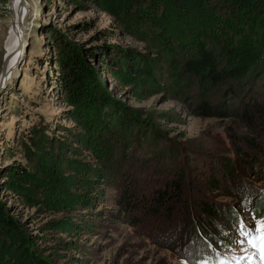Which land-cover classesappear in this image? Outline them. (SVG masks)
Returning <instances> with one entry per match:
<instances>
[{
  "label": "rangeland",
  "instance_id": "1",
  "mask_svg": "<svg viewBox=\"0 0 264 264\" xmlns=\"http://www.w3.org/2000/svg\"><path fill=\"white\" fill-rule=\"evenodd\" d=\"M26 1L27 50L15 75L4 82L0 90V202L32 236L36 248L54 264H193L194 255L202 252V247L210 243L220 244L222 240L221 245H225V241L230 244V250H225L229 262L222 261L223 264H261L257 249L239 235L229 211V208L237 209L246 225L254 226L257 219L246 203L250 198L254 200L258 191H264V154L258 155L260 161L252 171L249 156L238 163L236 149L229 136L231 127L239 135L248 134L244 125L234 118L196 116L191 113L188 102L161 89L138 100L129 86L119 83L100 64V53L104 47L113 48L112 54L121 57L128 51L138 52L151 60L157 70L162 71L160 77L165 79L167 69L163 56L149 42L127 32L113 15L102 11L93 0ZM14 19L13 0H0V74ZM58 41L97 53L96 57L85 56L83 63L91 84L96 86L100 95L94 115L100 108L102 121L99 124L109 125L112 134L120 136L121 144L111 146V157L113 154L114 159L118 156L112 172L117 177L126 173L130 181L137 177L146 187L161 184L160 177L169 178L174 168L180 170L191 166L193 171L185 172L188 183L184 187L188 189L192 185V188L185 195L194 200L203 196L221 208V216L211 218V231L208 230L214 237L204 236V229L196 218L185 222L184 217L178 215L173 221H168L145 215L142 211L133 212L134 216L130 218L127 213L119 212L117 198L121 196L114 187H105L106 197L89 208L80 207L69 213L76 221H88L91 224L89 230L82 229V233L73 234L53 231L47 222L63 212H50L39 203L29 205L9 188L7 175L12 166L34 167V163L28 162L25 156V150L32 145L30 137L34 141L42 140L40 143L44 141L42 144L47 149L43 152L37 147L31 148L38 160L46 159L47 152H57V138L70 139L71 148L66 149L67 154L71 158L78 157L74 155L78 143L73 135L77 122L72 117L78 107L55 80ZM251 74L254 78H246L249 82L244 90L249 92L247 97L261 100L264 98V73ZM131 118L137 123L132 142L130 138L121 136L125 133L122 124ZM243 148L248 150L245 146ZM83 152L85 155L81 158L90 161L88 151ZM166 154L163 174L146 176L147 173L140 174L133 169L137 165L161 162ZM228 155L238 164H235L236 174L242 176L244 185L235 180V174L220 166L221 157ZM127 160H131L133 168L129 163L125 164ZM240 165H245L248 172L240 169ZM212 169L216 170L221 184L218 190L209 192L198 182L203 183ZM196 184L194 190L193 185ZM194 212L191 210L190 213ZM115 214L117 218H114ZM130 219L141 221L134 225L128 222ZM258 219H264V216ZM194 229L196 231L193 232ZM238 240L245 243H237Z\"/></svg>",
  "mask_w": 264,
  "mask_h": 264
},
{
  "label": "trees",
  "instance_id": "2",
  "mask_svg": "<svg viewBox=\"0 0 264 264\" xmlns=\"http://www.w3.org/2000/svg\"><path fill=\"white\" fill-rule=\"evenodd\" d=\"M93 1L102 11L113 15L127 32L149 42L158 50L167 69L166 78L162 79V71L138 52L128 51L121 57L112 54L113 48L104 47L98 57L100 64L119 83L129 86L138 100L161 89L188 102L191 113L196 116L240 121L249 133L239 135L231 127L229 136L235 146L238 163L241 164L249 156V168L254 171V165L260 161L258 155L264 154V98L247 97L249 92L244 89L249 82L246 78L251 77L252 72L264 73V0ZM56 46L55 80L78 107L72 116L77 122L73 135L78 143L74 155L78 157L71 158L67 154L66 149L71 148L70 139L57 138V152H47L46 159L38 160L31 148L37 147L43 152L47 149L42 144L44 141L40 143L42 140L34 141L29 136L32 145L25 150V156L28 162L34 163V167L29 169L21 164L12 166L7 175L9 188L29 205L39 203L50 212H63L47 222L53 231L73 234L82 233V229L89 230L91 224L88 221H76L69 213L80 207L89 208L106 197L105 187H114L121 196L117 198L119 212L127 213L130 218H133L135 211L168 221H173L178 215H182L185 222L196 218L204 229V236L214 237L209 232L213 222L211 218L220 217L221 208L203 196L194 200L185 195L192 188L190 183L191 187H184L188 183L185 172L193 171L191 166L180 170L174 168L169 178L161 176V184L146 186L150 188L148 193L142 180L137 177L130 181L126 173L117 177L112 172L118 156L116 159L113 158L114 154L111 157V146L121 144L120 136L112 134L109 125L99 124L102 121L100 108L95 110L97 113L94 115L100 95L96 86L91 84L83 63L85 56L96 57L97 53L92 49L68 45L67 42L58 41ZM106 94H109L108 91ZM136 124L132 118L125 121L122 124L125 133L121 136L131 141ZM41 129L45 130V127L41 126ZM243 146L256 153L251 154ZM83 150L90 154V161L81 158L85 155ZM166 157L167 154L160 159L162 163L151 162L135 168L131 166V160L125 164L129 163V167L137 173H147L146 176L159 172L163 174ZM220 162V166L235 174V180L244 185L242 176L236 174L235 164H238L229 155L222 156ZM239 168L248 172L245 165ZM215 171L210 170L205 181L198 182V185L208 188L209 192L218 190L221 179ZM193 187L195 190L197 184ZM246 206L252 209L255 218H263L264 191H258L254 200L250 198ZM191 210L195 212L190 213ZM229 211L238 230L237 222L244 218L237 209L229 208ZM116 215L114 218H117ZM134 220L128 222L137 225L141 221ZM222 243L220 240V244L210 243L202 247L203 251L194 255L193 264L206 260L219 262L227 258L225 250H230V244L227 241L225 245ZM172 248L175 250V247ZM0 264H54L36 248L32 236L26 233L1 202Z\"/></svg>",
  "mask_w": 264,
  "mask_h": 264
},
{
  "label": "bare ground",
  "instance_id": "3",
  "mask_svg": "<svg viewBox=\"0 0 264 264\" xmlns=\"http://www.w3.org/2000/svg\"><path fill=\"white\" fill-rule=\"evenodd\" d=\"M27 4V1H26ZM27 5H23L21 0H13V9L15 19L9 31V38L7 42V49L10 52L9 61H8V72L5 82L9 81L16 73L17 67L19 65L20 60L23 58L26 53L27 48V39H26V31L27 25L25 22V30L23 36H21V28H22V19L23 16L27 13ZM0 74V81H1ZM2 88H0L1 90Z\"/></svg>",
  "mask_w": 264,
  "mask_h": 264
},
{
  "label": "snow or ice",
  "instance_id": "4",
  "mask_svg": "<svg viewBox=\"0 0 264 264\" xmlns=\"http://www.w3.org/2000/svg\"><path fill=\"white\" fill-rule=\"evenodd\" d=\"M237 223L239 235L246 238V242L252 248L257 249L261 264H264V219H257L254 226L246 225L243 220H239ZM237 243L243 244L245 241L238 240ZM244 251H247V249H244ZM217 264H223V262H217Z\"/></svg>",
  "mask_w": 264,
  "mask_h": 264
},
{
  "label": "water",
  "instance_id": "5",
  "mask_svg": "<svg viewBox=\"0 0 264 264\" xmlns=\"http://www.w3.org/2000/svg\"><path fill=\"white\" fill-rule=\"evenodd\" d=\"M21 2L24 6L26 5V0H21ZM26 20H27V16L25 14L23 16V19L21 22V24H22L21 36H23V34H24ZM9 56H10V52L8 51V49L6 47V53H5L4 60H3V69H2V73H1L2 78L0 81V88H2V86L4 85L5 79L7 77Z\"/></svg>",
  "mask_w": 264,
  "mask_h": 264
}]
</instances>
